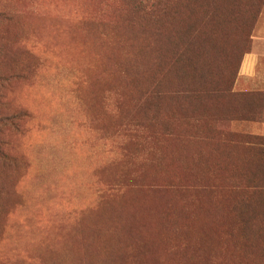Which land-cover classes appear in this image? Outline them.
<instances>
[{"label": "rangeland", "instance_id": "1", "mask_svg": "<svg viewBox=\"0 0 264 264\" xmlns=\"http://www.w3.org/2000/svg\"><path fill=\"white\" fill-rule=\"evenodd\" d=\"M0 14V264H264V0Z\"/></svg>", "mask_w": 264, "mask_h": 264}, {"label": "crops", "instance_id": "2", "mask_svg": "<svg viewBox=\"0 0 264 264\" xmlns=\"http://www.w3.org/2000/svg\"><path fill=\"white\" fill-rule=\"evenodd\" d=\"M251 58H254V60L252 59L250 60V63L247 66L246 71L243 74H241V77L243 78L246 77L248 82L252 81L253 83H257L258 86L260 85V87L264 89V44L263 43L257 42L253 45V49L251 51ZM236 84L238 85V80Z\"/></svg>", "mask_w": 264, "mask_h": 264}, {"label": "trees", "instance_id": "3", "mask_svg": "<svg viewBox=\"0 0 264 264\" xmlns=\"http://www.w3.org/2000/svg\"><path fill=\"white\" fill-rule=\"evenodd\" d=\"M0 17H1V14H0ZM251 49L249 52L245 53L244 55L241 56L240 58V62H239V65H238V68H237V71H236V75H235V78L233 80V83H232V86L231 88L233 89L234 86L236 85V82H237V79L239 76H241V74H243L245 71H246V68L247 66L249 65L250 63V60L252 59L251 58ZM2 81H5V79L3 77L0 76V94H1V91L3 89V86H2ZM264 118V116H263ZM15 116H8L5 115V114H2L0 113V131H1V128H7V125H14V120H15ZM2 145L0 144V159L3 160L5 157H6V153L2 150Z\"/></svg>", "mask_w": 264, "mask_h": 264}, {"label": "bare ground", "instance_id": "4", "mask_svg": "<svg viewBox=\"0 0 264 264\" xmlns=\"http://www.w3.org/2000/svg\"><path fill=\"white\" fill-rule=\"evenodd\" d=\"M129 219V218H128ZM151 223V222H150ZM123 228V227H122Z\"/></svg>", "mask_w": 264, "mask_h": 264}]
</instances>
